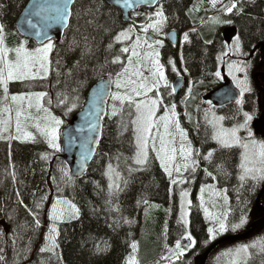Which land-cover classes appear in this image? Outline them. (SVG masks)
Listing matches in <instances>:
<instances>
[{
	"label": "snow or ice",
	"instance_id": "obj_1",
	"mask_svg": "<svg viewBox=\"0 0 264 264\" xmlns=\"http://www.w3.org/2000/svg\"><path fill=\"white\" fill-rule=\"evenodd\" d=\"M203 3L204 0H199L200 5ZM207 3L211 9L224 14L236 16L244 14L245 5L242 0H227V3L224 0H207ZM246 3L255 5L256 0H246ZM141 5H156V7L151 14L145 12L142 14L135 13L132 17L127 15V10L139 8ZM217 5H220L219 9H217ZM117 6L122 11L114 14V9ZM3 7L4 5L0 4V9ZM33 8L34 11L27 12L25 21L28 28L34 31L35 36L42 37L40 47L30 49L27 46V38L18 41L14 47L8 46L6 26L0 22V89L3 91V96L0 97V141L7 142L9 149H11L12 141L36 142V134H38L47 148L51 150V152L40 154V159L45 163L51 160L53 154L62 151L61 144L58 142L62 121L42 103L48 93L46 91L9 93L10 82L19 81L30 89L33 86L31 82L48 79L49 73L53 70L50 54L56 49V44L53 37L48 34L47 29L53 25H58L63 29L72 30L73 39L69 43L68 50L74 51L79 48L81 60L85 58L98 59L100 53L104 52L105 64L120 65L119 70L114 74L109 73L108 84L102 85L100 89V92H104V89L111 85H114L116 89L115 92L105 93L114 102L111 111L105 114L109 119L119 117L117 121L118 136L122 137L124 133L130 132L129 146L132 149L129 156H124L120 152L115 157H109L110 160L115 158L120 161L127 175H122L121 171L118 170L120 168L119 163L113 165L109 162L101 173L103 177L107 178L106 189L99 182H93L96 195L102 196L103 207L91 206L92 214L97 215L101 211H106L109 214L117 213L118 215L108 225L113 231L120 228L122 223L130 225L134 222L119 215L120 197L128 189L135 173L150 169L153 162L152 154H154V160L159 162V167L163 173L169 178V192L173 191L171 185L190 182L189 178L184 177V172H188L189 177H191L200 167L201 161L207 164L204 168L206 176L211 177L212 180H217L220 176L227 179L230 174L225 167L226 161L221 159L217 163V154L222 156L227 150L236 147L243 149L240 153L236 174V179L239 182L236 189L238 195L240 189L255 192L258 186L264 185V141L256 140L249 127L256 114L255 111L252 113L245 112L243 123H237L231 127L222 126V122L234 119L233 116H217L215 112H212L210 118L209 111H205L204 142L206 143L210 139L215 143V147H211L206 153H202L199 148L194 147L193 141L190 139V131L181 126V121L177 118V105L175 103L169 104L163 99L161 87H172L173 93L175 87L169 84L165 76L164 66L160 62L159 48L164 46V41L157 37L160 36L168 19L161 0H55L53 4L47 6L42 4L33 6ZM199 10V6L194 5L193 8L189 9V13ZM207 10L205 9V11ZM140 15L146 17V22L137 25L136 17ZM29 16L39 17V19L33 23L32 19L28 18ZM129 20L130 23L125 27L124 24ZM209 21L213 24L233 23L231 20H221L219 16L210 17ZM149 32L152 35H149ZM173 36H175L174 32ZM189 41V33L185 32L179 42L183 46L185 42ZM64 42L61 41V43ZM204 43L211 44L212 41L206 40ZM116 45H120V47L113 54ZM145 47L148 51H141ZM231 50L233 54L244 55L239 35L233 38ZM122 57L126 58V62ZM219 59L220 57L217 56V60ZM81 60H77L73 68H78ZM168 63L172 65V71L179 76L180 73L173 61L169 59ZM183 63L184 58L181 56V64L183 65ZM56 65H60L59 59L56 61ZM100 67H104V65ZM228 68L229 74L232 75V79L239 89V95L243 97L246 92H251L248 78L250 65L246 61L240 60L228 64ZM239 72L244 73L242 80L237 79L234 74ZM60 75L61 73L57 70V76ZM67 75H72L71 70ZM215 75L219 77L220 72L217 71ZM73 91L75 92L76 89ZM5 100H10V105H3ZM67 102V95L57 94L58 105L67 106ZM116 102H118V106ZM47 103L50 105L51 99ZM235 103L239 105L242 101L236 99ZM75 106L73 103L71 107H67V111L71 112ZM158 112L163 114L158 115ZM40 113L43 115H39ZM102 118L98 117L97 122L92 123L89 128V131L96 135L90 136L85 144L81 145L83 149L82 161L86 162L91 155L95 154L96 149L88 148L86 145H98L100 143L99 137L102 135V130L99 120ZM209 126L211 128L210 133ZM29 127L34 128L36 134L27 131ZM241 130L247 132V137L238 135ZM191 131L199 134L201 125L195 124ZM104 155L108 154L105 153ZM178 159L181 161L180 163H177ZM9 168L12 170L5 169V176H10L13 184L23 183L17 179L15 164L11 160V151H9ZM78 168L79 171L70 174L67 165L62 163L56 169L57 174L50 177L56 188L57 196L51 202L50 208L47 209L48 230L43 234V244L39 247L38 253L48 254V256L46 260H41L40 264H50L51 261H55V264H63L58 251L60 247L58 237L61 235L59 225L71 224L73 221L81 220V208L75 202V197L69 199L64 196V190L74 188L75 180L84 174V163L79 164ZM42 171L47 173L48 170L44 168ZM206 189H212L217 196L224 193L223 201L227 205V189L216 190L215 185L205 184L200 188V192L204 193ZM31 195L33 197L31 204H25L21 198V191H15L14 203L17 207H22L27 216L31 217V220L25 219L16 224L11 241L13 251L11 264H23V261L29 259L33 241L42 228L40 217L44 212L43 206L50 197L49 194L44 193L39 188ZM187 196V191L182 190L180 192L181 217L178 223L183 224L185 231L175 241L174 247L165 245L167 254L160 257V260L167 262V264H177L178 261L183 264V257L186 252L197 244V241L186 230L189 221L186 219L188 212L184 210V198ZM200 199L201 204H203V197ZM240 203L245 205V208H242L239 216L232 215L230 209L212 216L213 225L207 229L206 244L212 243L217 240L218 236L226 232L237 233L246 228L249 223V215L246 210L248 201L246 199ZM136 204L138 207L141 204L147 206L149 201L141 198L137 199ZM187 204L191 206V201H187ZM205 211L208 215L207 210ZM147 212L148 208L146 207L145 213L147 214ZM29 233L28 242L20 247L19 241L23 240L24 235ZM130 235L131 233H129ZM3 239L4 234L0 233V240ZM182 241H186V243H182ZM109 248L108 241H101L95 245V254L104 253ZM128 248L130 252L124 257L123 264H140L139 242L134 239L131 240L128 243ZM4 252V247L0 246V264H9ZM226 254L232 257L230 264H252V261L257 257L260 258V264H264V239H257L249 244L237 246Z\"/></svg>",
	"mask_w": 264,
	"mask_h": 264
},
{
	"label": "trees",
	"instance_id": "obj_2",
	"mask_svg": "<svg viewBox=\"0 0 264 264\" xmlns=\"http://www.w3.org/2000/svg\"><path fill=\"white\" fill-rule=\"evenodd\" d=\"M29 0H0V4L4 7L0 9V22L6 26L7 30V44L10 47L17 45L18 41L24 40L19 36L15 29V23L26 7ZM227 3V0H224ZM165 12L167 15V22L165 24L166 33L175 31L178 36L184 35L185 32L189 33L190 41L185 42L183 46L177 45L173 48L168 41L165 43L167 49V55L163 61H160L164 66L165 62L168 65L169 59L174 62H178L180 52L183 53L184 64L189 72L192 73L194 80L196 81V88L194 91L193 99L187 104V112L195 114L191 118V128L193 129L195 122H198L202 128L205 127L204 117L202 112H205L204 108L199 106L200 98L203 92L201 89L206 83L202 85V80L206 82L210 74L215 73L216 68L222 65H227L239 60L246 61L250 68L248 70L249 84L252 89L251 92H246L243 96L244 108L240 107L237 112V123L239 114L244 112L252 113L255 111L254 118H257L262 111L259 105L258 93L253 82V76L255 74L264 72V66H261L259 53L255 51L261 45H264V0H256L255 5L244 3V14L240 16H226L224 13L213 10L208 5L207 0H204L203 5L199 4V0H162ZM194 5L199 6V11H193L189 13V9ZM220 5H217L219 9ZM205 9H208L205 11ZM209 11V12H208ZM119 11L115 8L114 14ZM219 16L221 20L233 21L232 24L238 28L241 48L244 55H236L230 53L225 47L221 38V29L226 25L217 24L215 29V35H211V32L205 30V28L212 24L209 21L210 17ZM211 15V16H210ZM128 26L127 23L124 24ZM205 30V31H204ZM207 37H206V36ZM73 39L72 30H67L63 41L56 46L54 52L50 55L52 61L53 70L49 73L48 79L43 80L39 85L43 91L48 93L46 97V104L53 115L62 121L60 130L68 124L70 120L71 112L67 111V107L72 106L71 97L74 95H85L89 88L96 82L100 81L109 73H115L119 70L120 65L105 64V54L101 52L97 58H85L81 60L80 49L77 48L74 51H69V43ZM206 40H211V44H205ZM27 46L32 49L37 47L33 42L28 40ZM120 45H116L114 53L118 50ZM226 53V54H225ZM217 56L220 57L217 60ZM60 60V65H56V61ZM122 59L126 58L122 57ZM77 60H81L78 68H73V65ZM179 63V62H178ZM104 65V67H100ZM57 70L61 75L57 76ZM71 70L72 75L68 76V72ZM114 78V77H113ZM58 86V84H60ZM27 89L24 84L19 81L9 83V93L14 90L18 91L20 88ZM115 88V87H114ZM73 89H76L74 92ZM62 93L68 96L67 106L57 104V94ZM150 96L152 94H149ZM3 96V91L0 89V97ZM199 98V99H197ZM51 99L52 103L49 105L47 101ZM7 100L3 101V104ZM169 104L175 103L177 105V112L181 110L182 104L176 100L168 102ZM114 104V102H113ZM76 105V104H75ZM113 106V105H112ZM118 106V103H117ZM234 107V106H233ZM216 110V109H212ZM228 110V108H226ZM223 113L226 114L227 111ZM202 116V117H201ZM228 116V115H227ZM119 117H113L111 119L106 118L103 121L102 139L97 148L96 154L88 166L87 172L82 180H75L74 188H66L64 190V196L71 199L75 197V202L81 208V220L73 221L71 224H60L61 235L58 237L59 241V255L63 260V264H123L124 257L130 252L128 243L131 240L141 241V245L144 248V243L148 245L149 252L147 255V264L149 262H156L157 258L165 252V245L174 247L175 241L185 231L183 224L178 223L181 214V197L180 192L190 191L196 192L197 189L205 184L215 185L216 190L227 189L226 195L228 196L227 205L224 204L223 195L214 198V202L208 207L206 203V211L199 209L195 195H192V204L189 208L188 215V227L187 231L197 241V244L189 249L183 259V264H200L202 256L209 251L216 243L225 237L240 236L248 233L253 224L261 218V215L257 213L256 201L262 191V186H258L255 192H249L245 189H240L239 195L236 191L238 187V180L236 174L238 172L237 165L239 164V157L241 149L233 148L227 150L221 156L217 154V163L221 159L226 161L225 167L229 171V177L225 179L220 176L217 180L205 178L204 168L207 164H201L197 168V171L192 174L194 177H189L188 172H184V177L189 178L190 182L180 183L181 188L176 187L172 192H169L170 181L169 178L163 173V170L159 167V162L154 160L148 171L138 172L134 174V178L131 180L128 189L121 194L119 207L120 213L129 220L134 221L132 224H123L116 231H113L108 225L112 223V219L118 214L113 212L109 214L106 211H101L97 215L92 214L91 206L97 208L103 207L102 196H97L94 189L93 182H99L102 187L106 189L107 178L101 175L104 167L111 162L113 165L120 164L118 170L122 175H127L124 171L123 164L115 158L109 159V157H115L117 153L122 152L124 156H129L132 153V149L129 146L131 140L130 132L124 133L122 137L118 136L117 121ZM235 121V122H236ZM228 123L231 120H227ZM183 125V123H182ZM27 131L36 134L34 128H28ZM211 128L209 126V133ZM37 135L36 142H20L14 141L9 149V144L5 141H0V233L4 234V239L0 240V246L5 249L4 255L6 260L11 264L13 251L11 247L12 237L14 236V229L17 222H23L25 219L31 220V217L27 216V213L22 207H17L14 203L15 191H21V198L25 204H31L33 199L31 193L38 188L44 193L49 194V201L44 204V212L41 214L42 228L35 237L32 244V251L29 253V259L23 261V264H40L41 260H46L48 254H39L38 249L43 244V234L47 232L49 221L47 219V209L50 208L51 202L56 198V188L52 183L51 175L57 174L56 169L63 163L61 152L52 155L51 160L47 163L40 159V154L44 152H51L47 148L43 140ZM195 132L191 131V138L194 144L205 151L211 147H215V143L208 139L204 142V135L202 137H195ZM205 145V146H203ZM9 151H11V160L15 164V171L18 181L23 183L13 184L11 177L5 176V169L11 171L9 168ZM107 153L108 155H104ZM47 168V173L42 169ZM210 170H212L210 168ZM202 173V176H201ZM215 174V172H214ZM175 176V173H174ZM206 191V190H205ZM207 196V191L203 193ZM211 196L215 195L214 192L210 193ZM147 199L149 205L145 206L141 204L139 207L136 204L137 199ZM172 199V207L168 209L169 199ZM205 198V197H204ZM248 201L246 210L249 215V223L244 230L237 233L226 232L218 236L217 240L212 243L206 244L205 239L207 235L208 227L213 225L212 216L219 214L222 211L231 210V214L239 216L242 208L245 205L240 201ZM179 204V205H178ZM261 207L264 209V194L260 201ZM148 208L147 214L145 208ZM15 210V211H14ZM145 215L148 216L145 218ZM11 217V219H9ZM139 226L144 228V236L141 234L138 236L137 228ZM129 233L131 235L129 236ZM24 235V239L19 241V246L23 247L28 241L27 236ZM143 238H145L143 240ZM257 239H264V228L257 229L249 238L234 241L220 243L216 247H213L210 251L205 264H230L231 256L226 253L235 249L237 246L249 244ZM108 241L110 248L108 251L99 255L95 254V245L101 241ZM186 241H182L185 243ZM151 249V251H150ZM156 262L155 264H161ZM166 262L164 261L163 264ZM50 264H55V261H51ZM180 264V262H177ZM252 264H260V258L257 257Z\"/></svg>",
	"mask_w": 264,
	"mask_h": 264
},
{
	"label": "water",
	"instance_id": "obj_3",
	"mask_svg": "<svg viewBox=\"0 0 264 264\" xmlns=\"http://www.w3.org/2000/svg\"><path fill=\"white\" fill-rule=\"evenodd\" d=\"M55 3V0H29L28 4L24 8L23 12L18 17L16 23H15V29L17 33L23 37L27 38V40L34 41L37 45H41V39L42 37H37L34 34V31L30 28H28L27 23L25 21V17L27 12L34 11L33 6H39V5H45L53 4ZM156 5L148 6V5H141V7H149L153 8ZM139 8L136 9H129L127 10V15L130 17V13L132 12L133 15L135 13H140L138 11ZM116 9H118L119 12L122 10L117 6ZM142 14V13H141ZM149 14V13H148ZM143 17L142 21H139L136 23H144L146 22V17ZM29 19H32L33 23H36V21L39 19V17L35 16H29ZM130 22V20L128 21ZM48 34L53 37V40L57 43H60L66 33V29H63L59 27L58 25H53L51 28L47 29ZM238 34V31L236 28H228L223 31V39L227 44H230L233 38ZM170 36L174 38L173 33H170ZM169 36V37H170ZM174 43V41H172ZM261 58L262 62H264V47L261 50ZM264 79V74L262 75H256L254 76V80L256 82V86L258 87V90L260 92V99L261 104L262 100L264 99V90L262 87H260L258 81L259 78ZM109 77L101 80L100 82L94 84L86 93L85 98L83 100L82 107L79 112H77L75 115L72 116L71 121L63 128L61 132V146H62V159L63 161L68 165L70 169V174H74L77 171H79L78 165L81 163H84V174L87 171L88 165L92 162L95 154L91 155L87 161L81 160V154H82V147L81 145H84L85 142L88 140L90 136H95V133H91L89 131V128L92 123L97 122L98 117H103L99 120V124L101 126V130H103L102 122L106 118V110H107V102L109 100V97L105 94L106 92L111 91L112 92V85L110 87H106L104 89V92H100L102 85L108 84ZM264 82V80H263ZM240 95L237 89H235L231 82L227 81L225 79V84L221 86L219 89L209 93L204 100L210 101L212 104L216 107H223L227 106L229 104L235 103L236 99H239ZM100 111H97V110ZM253 129L264 135V112L262 113L261 117L254 122ZM100 141L102 139V135L99 137ZM99 145V144H98ZM98 145H92L87 144L86 146L88 148H95L97 150ZM96 153V151H95ZM84 174L80 176L78 179H82ZM264 194V187L256 201V207L258 214H263L262 219L257 221L253 226L252 229L243 235L240 236H230L225 237L222 240H220L218 243H216L213 247H216L220 243L225 242H234L238 240H243L249 238L258 227L263 228L264 227V209L260 205L261 197ZM212 247V248H213ZM212 248L209 249L201 258L200 264H205L206 260L208 258V255Z\"/></svg>",
	"mask_w": 264,
	"mask_h": 264
},
{
	"label": "rangeland",
	"instance_id": "obj_4",
	"mask_svg": "<svg viewBox=\"0 0 264 264\" xmlns=\"http://www.w3.org/2000/svg\"><path fill=\"white\" fill-rule=\"evenodd\" d=\"M162 1V0H161ZM209 12V11H208ZM214 15V14H213ZM228 16H230L231 14H227ZM211 16V15H210ZM215 16V15H214ZM235 16V15H234ZM222 25H228L227 23H225V24H222ZM216 27H217V24H210V25H208L206 28H205V30L207 29V31H209V32H211V35L210 36H212V35H215V29H216ZM165 28H166V26H164V28H163V30H162V32H161V34H160V36L159 37H157V38H159V39H162V40H165V42H167L166 40L168 39V37H169V34L171 33V31L170 32H168V33H166V30H165ZM204 30V31H205ZM149 35H152V33L151 32H149ZM206 36V35H205ZM207 37V36H206ZM180 39H182V36L181 37H178V39L176 38V40H177V42L175 43L176 45H177V43H179V45H180ZM223 41V40H222ZM165 45V47H166V44H164ZM37 47H40V46H37ZM164 47V48H165ZM173 47V46H172ZM174 48V47H173ZM230 49H232V46H231V48ZM181 56H183V53L182 52H180V56H179V59H178V64H179V66L181 67V70H182V72L186 75V77H190L191 79L193 78V76H192V73L191 72H189L188 71V67L186 68L185 67V64L183 63V65L181 64ZM160 61H162V58H161V55H160ZM261 66H264V62H261ZM185 69H187V71H185ZM225 69H226V74H227V76L230 78V79H232V75H230L229 74V68H228V66L226 65L225 66ZM240 73H243V72H239V73H234L235 74V76H236V78L237 79H240V80H242L243 78H244V75L243 76H241L240 75ZM262 74H264V72H261ZM244 74V73H243ZM165 76H166V74H165ZM188 77V78H189ZM166 78H167V76H166ZM232 81H233V79H232ZM42 81L41 80H36V81H33V82H31L32 83V87L29 89V88H27V89H23L22 87L20 88V90H18V91H16V90H14L12 93H10V94H18V93H21V92H27V91H35V92H39V91H43L42 89H41V86L39 85L40 83H41ZM233 83H234V81H233ZM234 85H235V83H234ZM260 85H261V87L262 88H264V82H260ZM249 86H250V84H249ZM235 87H236V85H235ZM116 91V89L114 88V92ZM254 93H258L259 94V92H254ZM74 99H76V98H74ZM45 100H46V97L44 98V100L42 101V103L44 104V106L45 107H48L47 105H45L46 104V102H45ZM76 100H80V98L78 97V99H76ZM112 104H111V106H110V109H109V112H110V110H111V107H112V105H113V101L111 102ZM116 103H118V102H116ZM3 105H10V100H7ZM161 107H163V106H161ZM263 107H264V104H263ZM204 109L206 108V107H203ZM264 109V108H263ZM183 112L181 111V113L178 115V119L181 121V124L183 123V125H182V127L183 128H185V125L186 124H188V120H187V118H186V115H185V113L184 114H182ZM211 113H212V111H210L209 112V114H210V118H211ZM163 113L162 112H158V115H162ZM216 114V113H215ZM39 115H43V113H40ZM217 115V114H216ZM218 116V115H217ZM12 117H13V126H14V112L12 113ZM238 123H243V120H239L238 121ZM251 123L252 122H250V125H249V127H250V129H251V131H252V133H253V136H254V138L256 139V140H258V141H264V135H259V134H257V133H255L254 131H253V129H252V126H251ZM62 124V123H61ZM235 124H237V121L234 123V125ZM222 126H224V127H228L227 125H226V122L225 121H223L222 122ZM60 127H61V125H60ZM229 127H231V126H229ZM31 128V127H30ZM13 131H14V127H13ZM155 131V130H154ZM161 131H163V129L161 128ZM238 135H242V136H244V137H247V132H245V131H243V130H241V132L240 133H238ZM14 141H12L11 142V144L13 143ZM157 146H159V145H157ZM203 146H205V145H203ZM177 147H178V138H177ZM236 148H238L239 149V147H236ZM241 149V148H240ZM239 149V150H240ZM208 149H206L205 150V152L204 153H206V151H207ZM243 151V149H241V152ZM180 163L181 161H179V159L177 160V163ZM211 185H213V184H211ZM174 186H175V189H176V187H178L179 186V188H181V186H180V183L179 184H177V185H171V188L173 189L174 188ZM184 191V190H183ZM206 191H207V196L205 195V194H203V193H198V196L200 195V197H203V203H208V207H210V208H212V206L210 205V202L211 203H213L214 202V198L217 196V195H213V196H211V194L210 193H212L213 192V190L212 189H206ZM205 191V192H206ZM188 192V191H187ZM204 192V193H205ZM200 197H199V199H200ZM205 197V198H204ZM189 199H190V193L188 192V196L186 197V198H184V210L185 211H187L188 212V215H189V207H188V204H187V201H189ZM200 202H201V199H200ZM205 206H206V204H205ZM180 214H181V211H180ZM148 216H146L145 215V218H147ZM186 219L188 220V216L186 217ZM256 223V222H255ZM254 223V224H255ZM257 229H261L260 227H258ZM137 231H138V236L141 234V236L143 235L144 236V228L143 227H141V226H139V228H137ZM140 233V234H139ZM145 238H143V240H144ZM150 251H151V249H150ZM152 252V251H151ZM148 253H150L149 252V248H148V245H146L145 243H144V248H143V246L141 245V241L139 242V260H140V264H147V257H148ZM167 254V252H166V248H165V252H164V254L163 255H166ZM163 262L164 261H162L161 262V264H163ZM149 264H152V263H149ZM165 264H167V262L165 263Z\"/></svg>",
	"mask_w": 264,
	"mask_h": 264
},
{
	"label": "flooded vegetation",
	"instance_id": "obj_5",
	"mask_svg": "<svg viewBox=\"0 0 264 264\" xmlns=\"http://www.w3.org/2000/svg\"><path fill=\"white\" fill-rule=\"evenodd\" d=\"M176 38H178V37L176 36ZM163 41L165 44L166 43L165 40H163ZM166 41H169V40L167 39ZM164 47H165V45L162 48H159V52H160L162 61L164 60L165 56L168 54L166 52L167 49H165ZM174 64L176 65L177 71L180 73L179 76H177L176 72L172 71V65H168L166 62L164 65V71H165V74H166L167 79L169 81V84L172 85L173 87H175V92L174 93L172 92V87H169V88L161 87L160 91L163 94V99L165 100V102L168 103L172 100H176L177 102H181L183 100L185 105H187L194 97V91H195V88L197 87L196 81L194 80V78L191 79L189 76H188L189 78L186 77V75L182 72L181 67L179 66V64L177 62H174ZM214 77L215 76H210V77H208V80H206V82H204V83H208L209 85L204 84L205 86L203 87V89H201V92L204 93L202 96H199V98L201 99L199 106H201V107L208 106V104H207L208 102H204V96L208 92L219 87L222 84V81H218V79H215ZM59 85H61V83L58 84V86ZM189 87H190V90L188 92ZM199 98H197V99H199ZM233 106H227L225 108H221L220 110H213V112H215L218 116H220V115L233 116L234 119H231L230 123H228L227 120H225L226 124L229 125V124H232L233 121L235 122L237 119L236 110L238 111V108H237V105H233ZM226 108H228V110H226ZM224 110L227 111L226 114L223 113ZM206 111L210 112V111H212V108H208ZM203 114H204V112H202V116H203ZM193 116H195V114L186 112V118L188 120V124L185 125L186 130L190 131L191 119H189V117L192 118ZM257 118H254L253 121ZM197 123L198 122H195V124H197ZM203 135H204V128L201 127L200 133L199 134L195 133V135H193V138L202 137ZM190 139H192L191 138V131H190ZM194 143H195V141H194ZM194 143H193L194 147L199 148L202 153L205 152L198 146L199 143H197V145ZM201 176H202V173H201ZM192 177H194V175H192ZM192 194H196V192L191 193V195ZM191 199H193V198L191 197Z\"/></svg>",
	"mask_w": 264,
	"mask_h": 264
}]
</instances>
